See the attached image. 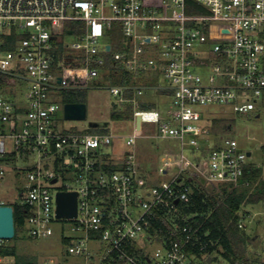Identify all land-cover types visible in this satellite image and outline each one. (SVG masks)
<instances>
[{
	"label": "built area",
	"instance_id": "1",
	"mask_svg": "<svg viewBox=\"0 0 264 264\" xmlns=\"http://www.w3.org/2000/svg\"><path fill=\"white\" fill-rule=\"evenodd\" d=\"M67 22L82 25L77 34H65ZM158 75L164 84L151 89L170 108L146 95L143 80ZM107 76L122 82L110 93L133 109L119 160L109 151L115 136L64 129L66 103L55 99ZM27 85L24 95L13 94ZM263 97L264 0H0V188L8 168L26 171L22 233L52 237L61 223L64 255L86 264H222L180 204L190 201L188 181L251 186L252 153L233 137H215L207 122L215 117L210 107L253 113ZM144 124L179 142L162 152L155 179L138 157ZM61 177L71 183L60 184ZM60 192L78 194L76 218H57ZM164 220L165 231L154 226ZM4 244L0 239V251ZM11 259L0 255V264ZM36 264L61 263L51 257Z\"/></svg>",
	"mask_w": 264,
	"mask_h": 264
},
{
	"label": "rangeland",
	"instance_id": "2",
	"mask_svg": "<svg viewBox=\"0 0 264 264\" xmlns=\"http://www.w3.org/2000/svg\"><path fill=\"white\" fill-rule=\"evenodd\" d=\"M121 30L119 29L115 34L113 45L119 44L122 41ZM118 78L115 76L100 77L96 81V86L87 90L86 105H87V119L85 121L66 120L62 113L59 114L61 123L66 130L85 131L88 130L89 122H102L107 124V128L98 129L96 133H108L115 136V148H109L111 155L115 160H119L121 155L126 150V137L132 134L134 129V117L132 112H127L121 120H113L111 117L112 111L115 108L123 110L125 104L119 103V98L114 97L110 93V88L116 86ZM148 87L146 95L152 100L158 102L160 107L170 108L171 102L167 97L157 96L153 89L154 86L164 84L162 75L156 78L143 80ZM28 90V85L23 87H14L13 94H25ZM64 92L55 95L56 101H63ZM211 115L215 117H225L233 121V130L228 134L220 136H229L237 139L241 147L246 152L252 153L250 161L255 162L257 168L264 170V97L259 101L258 112L247 114H235L234 111L228 107L214 106L210 107ZM260 114V118L257 115ZM210 124V121L207 122ZM145 133L142 138L138 139V157L139 160H145L144 167L149 170L150 178L155 179L154 168L160 165V158L162 152L166 147H179L178 140L161 139L158 136V128L152 124H144ZM217 137V135H214ZM21 163H19L20 165ZM264 178V175H263ZM167 178L159 177L157 182L160 183ZM155 181V180H154ZM27 172L23 171L15 174L12 168L7 169V175L3 186L0 188V201L6 205L15 207L22 202L21 193L27 190ZM71 183L70 180L61 177L60 184ZM202 184V183H201ZM215 188V187H213ZM207 189L211 190L210 187ZM216 191L219 189L215 188ZM246 214L249 216L245 220V232L255 240L248 246V257L251 259V264H264V202L256 205L246 207ZM63 226L61 223L53 225L54 235L52 237L31 240L26 232L20 233L17 237L5 240L9 247L15 246L18 255L31 259L32 262L56 257L61 264H86L83 258L64 255V247L61 244V230ZM15 259L12 258L11 261ZM216 260L222 264H228L222 257ZM25 264V263H24ZM243 264V263H240Z\"/></svg>",
	"mask_w": 264,
	"mask_h": 264
},
{
	"label": "trees",
	"instance_id": "3",
	"mask_svg": "<svg viewBox=\"0 0 264 264\" xmlns=\"http://www.w3.org/2000/svg\"><path fill=\"white\" fill-rule=\"evenodd\" d=\"M82 25L80 23L67 22L65 24V34H77ZM108 67H111L108 64ZM122 82L118 80L117 85ZM87 90H68L64 91V103H87ZM154 104L147 107L152 108ZM132 112L130 104H125L123 110L115 108L111 117L113 120H121L124 114ZM211 131L214 135L228 134L233 130L234 123L225 117H214L210 120ZM98 129H88L86 133H96ZM115 166L107 167L108 171H114ZM264 170L254 165L250 167L245 175V180L250 182V187L235 188L230 185H220L219 190L210 187L211 192L205 185H199L195 181L187 183L192 188L190 201L188 204H180L183 214L193 216L190 221L192 225L201 228V237L207 250L218 252L228 264H251L248 257V246L253 243L255 238L245 232V228H240V221L243 215H247L246 207L264 202ZM248 216V215H247ZM15 237L22 234L25 222V209L20 204L14 207ZM166 220L157 221L154 226L166 230ZM14 237V238H15ZM31 239V238H30ZM33 240V239H31ZM66 244V241H63ZM0 255L14 258L13 263L8 264H36L31 259L18 255L15 246L9 247L4 244Z\"/></svg>",
	"mask_w": 264,
	"mask_h": 264
},
{
	"label": "water",
	"instance_id": "4",
	"mask_svg": "<svg viewBox=\"0 0 264 264\" xmlns=\"http://www.w3.org/2000/svg\"><path fill=\"white\" fill-rule=\"evenodd\" d=\"M64 119L85 121L87 119V105L85 103H66L64 106ZM137 128L141 127V120L137 118ZM89 129L107 128L106 123L89 122ZM250 155V154H249ZM55 182V181H54ZM76 192H60L57 194L58 219H74L77 216ZM15 237L14 210L11 206H0V239L10 240ZM211 261V258H208Z\"/></svg>",
	"mask_w": 264,
	"mask_h": 264
}]
</instances>
